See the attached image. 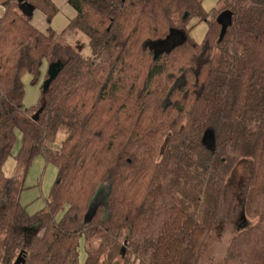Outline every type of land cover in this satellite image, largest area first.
<instances>
[{"label":"trees","instance_id":"obj_1","mask_svg":"<svg viewBox=\"0 0 264 264\" xmlns=\"http://www.w3.org/2000/svg\"><path fill=\"white\" fill-rule=\"evenodd\" d=\"M67 5L75 16L56 34L53 0H0V264H79L81 239L84 264H199L241 164L246 224L221 264H264V0H221L210 15L198 0ZM191 18L208 25L202 44L187 35ZM58 61L25 108L22 78L34 86ZM36 157L57 176L29 215L19 200ZM9 160L18 179L4 172ZM101 185L106 206L91 209Z\"/></svg>","mask_w":264,"mask_h":264},{"label":"rangeland","instance_id":"obj_2","mask_svg":"<svg viewBox=\"0 0 264 264\" xmlns=\"http://www.w3.org/2000/svg\"><path fill=\"white\" fill-rule=\"evenodd\" d=\"M198 1L201 4L202 10L210 15L212 10L220 4L221 0H198ZM56 2L58 4L57 6H59L61 10L64 9L63 6L61 5L64 6L66 5V7H68L67 2L64 4H60V1L58 0H56ZM54 6L56 7V5ZM1 11L2 8H0V12ZM32 16L34 17V22H35V19H39V17H42L43 15L40 13V11H33L31 14V19ZM43 22H45L44 16H43ZM41 26H43V23ZM207 26L208 25L205 21L197 22L196 18H191L189 23L187 24L188 37H190L195 43L202 44L207 33V29H208ZM50 28H51V24H50ZM77 37L79 39L81 38V40L83 39L82 40L83 43L80 47V51H82L83 55L85 56L88 55L89 54L88 48L83 46L86 44V39L81 34L77 36L67 34L64 37V43L69 44L72 42V40H75ZM49 64L50 63L47 62V65ZM26 77H28V75H25L22 78V82L25 89V103L30 108L36 106V103L34 104L31 102H33L34 98L37 97L36 100H38V98L40 97V89L42 82L40 78L36 85L31 86L30 78H26ZM63 139H64V135L62 133H58L55 142L51 145L50 148L53 150H58L60 148V144ZM15 170L16 169L14 168V163L11 160H9L6 167H4L5 174L12 179H18L21 174L20 172H18V170L17 171ZM249 171H250L249 164L247 165L241 164L236 166L235 171L233 173V185H235V183L236 185L238 184L237 185L238 193H236L235 191L236 189L235 186L230 185L229 187H227L222 202V207L218 215L216 226L205 244L199 264H221L230 239L234 236V234L238 230H240L241 228H243V226H245L246 222L242 215V204L244 199V193L246 190V184L248 181ZM56 176H57L56 168H54L52 165L45 168L44 165L42 164L40 157H36L32 161V164L28 169L27 175L23 183L24 190L20 196L21 205L22 206L28 205L27 210L29 213H33V212L35 213L36 211L42 209L44 203L42 199H40L41 197L39 198V196H41L42 194L43 196H45L44 197L45 200L48 198L51 187L56 179ZM108 194H109V187L107 185H101L98 191L96 192L94 198L91 200L89 207L91 209H95L97 207H105L107 203ZM78 251H79V256H78L79 264H84L86 254H85L83 239H81L79 242Z\"/></svg>","mask_w":264,"mask_h":264},{"label":"crops","instance_id":"obj_3","mask_svg":"<svg viewBox=\"0 0 264 264\" xmlns=\"http://www.w3.org/2000/svg\"><path fill=\"white\" fill-rule=\"evenodd\" d=\"M58 1H60V4H64V3L67 2V0H58ZM53 2H54V5H56V7H57L58 12H57V14L54 16V18H53V20H52V22H51V29H52L56 34H59V33L62 32V30H64V29L68 26L70 20H71L72 18H74L75 13H74V11H73L69 6L66 7V5H65V6H64V5H61V6H63V8H64L63 10H61V8H60L59 6H57L58 4H57L56 0H53ZM33 16H34V13H33ZM33 16H32V19H31V23H32V24H33V25H34L39 31L44 32L45 29H46V25L44 24L45 22H43V16H42V17H39V19H35V22H34V17H33ZM35 23H37V24H35ZM42 23H43V26H41ZM47 66H48V65H47V62H45V63L43 64L42 69H41V82H42V83L44 82V79H45V77H46ZM26 78H30V80H31V77H30V76H28V77H26ZM41 86H42V84H41ZM36 99H37V97L34 98V99H33V102H31V103H34V104L36 103V105H37V103H38V101H39V98H38V100H36ZM23 106H24L25 108H29L28 105H26V103H25V89H24ZM34 107H35V106H34ZM18 139H20L19 136H18ZM18 141H19V140H18ZM18 149H19V142L16 144V146H15V148H14V150H13V154H14V155L17 153ZM40 158H41V157H40ZM41 161H42V164L44 165L45 168L48 167V166H51V165H49V164H46L42 158H41ZM53 167H54V166H53ZM54 168H55V167H54ZM40 197H41V198H40ZM44 197H45V196H43L42 194H41V196H39V198L42 199L43 203H44V201H45ZM19 201H20V200H19ZM20 204H21V203H20ZM43 206H44V205H43ZM23 207L26 208V211H27V213H28L29 215L34 214V212H33V213H29V212H28V210H27L28 205L23 206ZM42 208H43V207H42ZM38 211H39V210H38ZM36 212H37V211H36Z\"/></svg>","mask_w":264,"mask_h":264},{"label":"water","instance_id":"obj_4","mask_svg":"<svg viewBox=\"0 0 264 264\" xmlns=\"http://www.w3.org/2000/svg\"><path fill=\"white\" fill-rule=\"evenodd\" d=\"M24 0H19V2H23ZM231 13L230 12H223L221 13L218 17H217V23L220 25L221 29H220V34H219V40H221L223 38V36L226 33L227 28L229 27L230 23H231ZM184 20L187 19V14L184 15ZM62 68V64L61 62H53L50 63L47 67V71H46V75H47V79L43 82L42 85V90L46 91V89L48 88L50 82L56 77L58 71ZM42 109V108H41ZM41 109L38 110V112L35 114V116H37V114L41 111ZM92 214L91 212L87 214L86 216V221H89V219L91 218ZM21 262V256H19L14 264H20Z\"/></svg>","mask_w":264,"mask_h":264}]
</instances>
